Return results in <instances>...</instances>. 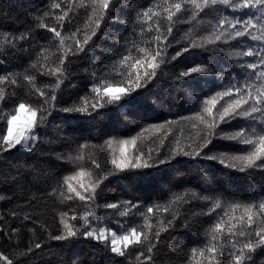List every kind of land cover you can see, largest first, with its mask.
<instances>
[{"label":"trees","instance_id":"1","mask_svg":"<svg viewBox=\"0 0 264 264\" xmlns=\"http://www.w3.org/2000/svg\"><path fill=\"white\" fill-rule=\"evenodd\" d=\"M53 3H60L61 7L53 8ZM158 4L162 6L163 0H115L96 35L84 45V50L75 55L69 54L65 59L63 71L66 78L60 88L54 91L56 100L51 103L55 107H49L44 103L46 97H40L23 77L34 76L35 86L49 92L44 85H54L57 78L46 72L48 68L59 65L62 53L54 33L48 29L56 28L61 31L62 36L80 29L78 35L82 39L85 33L90 34L94 28V24L85 27L90 10L80 7L79 0L76 5H72L71 0H0V33L13 36L28 34V39L16 41L15 48H9L0 55V75L19 74L16 77L17 85H0L5 89V98L0 101V108L8 112L18 103L25 102L51 111L44 126L37 129L42 139L34 150L28 151L18 146L0 153V196L4 197L0 200V253L12 260L13 264H73L74 261L76 264H194L191 249L202 248L208 243L206 232L215 222L220 210L217 209L212 215H203L208 207L207 201L193 198L189 193L184 196L188 203H170L174 195L191 189L200 195H219L226 203H252L264 199V170L248 169L240 172L216 161L202 159L205 153L242 155L250 150L249 145L227 141L216 135L210 137L212 143L201 152L200 157L193 159L176 155L175 159H171L177 140H180L182 146L191 144L192 148H197L203 142L210 130L195 119L182 118L194 117L200 112V99L222 90L228 83L230 74L243 80L246 73L238 67V63L252 58L233 60L228 58L227 52L261 46L250 38L206 44V48L210 50L191 49L169 62V57L188 46L184 34L193 27L188 23H175L172 34L168 37L167 56L163 57L165 63L156 70V77L147 87L138 89L119 102L97 109L92 116L59 111L60 108L78 105L82 97H88L90 101L93 99L91 87L94 81L89 75L91 71L111 65L121 55H127L129 49L134 56L139 55L131 47V41L134 40L141 46L155 47V42L149 43L155 31L145 32L141 36L142 25L137 20V13ZM69 7H74V11L69 12L63 20H58L57 17L63 14L62 10ZM217 8L222 15H243L223 6ZM214 16L215 12L209 16L200 14L206 21ZM41 23L48 27H40ZM167 24L166 19H160L162 30L166 29ZM210 31L205 24L199 26L193 35L203 36ZM66 44L72 46V41L66 40ZM42 49H48L45 53L48 57L46 60L42 58ZM33 64L36 67H31ZM199 64L208 66L211 71L183 79L174 78L180 71ZM170 121L175 123L166 124ZM250 123L253 122L237 117L229 123H221L215 132L220 134L222 131H238L241 126L246 127ZM161 124L166 125L163 131L149 127ZM193 124L197 127L193 128ZM3 127L0 122V129ZM165 132L169 134L165 136ZM113 137L117 140L136 138L137 148L146 157L148 149H152V160L149 163L155 161L157 166L109 175L96 189L94 201L66 200L61 196V192L67 195L63 178L72 175L77 170V164L57 159L56 155L75 157L80 151L78 145L87 142L89 147L83 150L84 160L78 163L90 170L91 180H95L98 170L92 161L100 164L105 175L114 169L110 163L112 151L104 144ZM113 148H118V145L114 144ZM129 148L131 150V146ZM161 159L170 162L159 164ZM84 179L85 183L89 182V178ZM128 200L141 202L140 208L133 210L136 215L121 217L118 215L120 209L104 207L107 203ZM148 205L169 208L168 212L154 210L150 214L153 232L160 229L161 224L167 227V231H160L158 242L153 241L155 247L151 253H148L145 244L129 247L126 255L120 257L99 242L80 235L86 230L80 216L88 210L105 217L103 222L116 229V221H127L130 226L143 225L144 218L139 213L146 212L145 206ZM72 208L76 210L75 221L71 220ZM65 213L67 215H63ZM240 214V210H237L236 215ZM26 215L29 219H25ZM64 222L79 230L77 237L67 240L53 238L64 234ZM149 239L152 240V237ZM37 243L41 245L40 248L35 247ZM30 247L32 250L29 252ZM228 250L229 246L226 245L225 251ZM141 252H144L145 257L151 255V261L144 257L138 261L137 256ZM248 255L251 260L246 258L245 264H264V246ZM220 259L223 261V257ZM0 264H6V261L0 260Z\"/></svg>","mask_w":264,"mask_h":264},{"label":"snow or ice","instance_id":"2","mask_svg":"<svg viewBox=\"0 0 264 264\" xmlns=\"http://www.w3.org/2000/svg\"><path fill=\"white\" fill-rule=\"evenodd\" d=\"M77 0H71L72 5H76ZM115 0H79V6L90 10L88 23L94 24L91 33H85L81 39L77 29L76 32L67 36H62L61 31L56 28L48 30L54 33L58 40L59 50L62 56L59 60V65L55 68H48L46 74L56 76L54 85H44V88L49 89L45 92L42 88L35 86V77L25 75L23 79L34 88L35 92L40 97H46L44 103L49 107H55L56 100L55 90L60 88L64 76L63 65L69 54L75 55L76 52L83 51L84 45H87L93 36L96 35L105 16L108 14L110 6L114 5ZM217 6L231 9L232 12L242 13L243 15L228 16L222 15ZM53 8H60V3H53ZM159 9V10H154ZM209 10L205 12V10ZM74 7H69L67 10H62V15L57 17L58 20H63L73 12ZM215 12V16L207 21L200 17L201 13L205 16ZM183 14V16L178 15ZM156 19H153V18ZM175 17V20H174ZM166 19L168 24L166 29L160 27V19ZM137 20L141 23L140 34L143 36L145 32L155 31V35L151 37L149 43L155 42L154 48H149L137 44L134 40L131 41V47L136 49L139 55L134 56L131 49L127 55H121L118 60H114L111 65L104 66L100 69H95L89 73L93 79L91 93L94 94L90 101L88 97H82L78 105L71 107L60 108L59 111L65 113H79L84 116H92L99 108H104L114 102H119L122 98L130 96L138 89L147 87L157 75V69L162 63H165L163 57L167 56V47L169 46L168 37L172 34L173 24L188 23L193 25L189 28L184 38L188 41V46L178 50L175 55L168 58V61L176 60L183 53L189 52L191 49L206 48V44H216L217 42L228 43L239 38H250L252 41L258 42L259 47H247L241 49H233L227 52L228 58L239 60L243 57L252 58L250 61L238 63V67L246 73L243 80L238 79L235 74H230L228 83L222 90L216 91L207 98H201V111L196 113L194 117H184L182 119H195L203 124L208 131L197 148H192L191 144L182 146L180 140L176 141V146L172 151L171 159H175L176 155L189 156L193 159L200 157L201 152L212 143L210 137L219 135V138L234 141L237 144L249 145L250 150L245 154L236 155L226 152L222 153H205L202 159L216 161L219 164L233 168L240 172H245L248 169L264 170V0H163V5H154L142 12L137 13ZM211 29L207 35H193L201 25H205ZM42 28H47L46 24L39 25ZM62 27V25H61ZM28 39L27 33H22L19 36H13L9 33H0V55L4 54L9 48L16 47V41ZM66 40L72 41V46L66 44ZM163 44V47L161 45ZM73 46L75 51H73ZM225 51L224 49H218ZM48 49H42V58L47 59L45 53ZM44 67L43 65H41ZM31 67H36L35 64ZM87 71V70H86ZM211 69L199 64L180 71L174 77L175 79H183L192 77L194 74H206ZM99 72V75L97 73ZM18 73H8L0 75V85L10 83L17 85L16 77ZM14 95V93H12ZM5 98V89L0 87V101ZM51 115V111L43 107H34L30 103L20 102L13 109L5 112L0 108V122L4 127L0 129V153L8 152L16 149L18 146L22 149L32 151L36 145L41 142V136L37 129L44 126L47 116ZM237 117L253 122L248 126H241L238 131L221 132L217 134L215 129L221 123H229L230 120ZM175 122H166L171 124ZM164 124L150 125V128L163 131ZM197 125L193 124V128ZM147 129H145L146 131ZM170 132V130H169ZM165 132L164 135H168ZM191 139V138H190ZM104 144L112 151L110 163L114 166L113 171L105 175L101 170V166L96 161H92L97 171L95 180H91L92 172L85 169L78 162L84 160L83 150L89 147L88 143L78 145L79 152L75 157L68 156L67 158L56 155L57 159H66L67 163L77 164V170L72 174L63 178V186L67 191L60 195L66 200L79 199L80 201H94L96 189L104 180L108 179L109 175H115L118 172L133 171L138 169H147L157 166V162L152 160V149H148L147 157L143 151L137 148L136 138L117 140L115 137L109 138ZM118 145V148H113V145ZM131 146V150L129 148ZM170 160L161 159L159 164L169 163ZM239 162V163H236ZM89 178V182L85 183L84 178ZM55 193L56 190L54 189ZM191 194V197L208 202L207 210L203 215H212L217 209L220 212L217 214L215 222L207 230L208 243L202 248L191 249V259L194 264H245V259L251 260L248 255L256 250V248L264 246V199L252 203L231 202L226 203L221 196L215 197L208 195H200L195 190H186L185 193L174 195L170 203L183 202L184 196ZM4 199L0 196V200ZM141 202L121 201L116 203H107L104 205L108 209H120L118 215L128 217L136 215L134 209L140 208ZM146 212H140L143 216L144 224L141 226H130L125 221L121 223L116 221V230L110 228L103 221L105 217L97 216L92 210L86 211L80 216L83 221V226L86 230L80 233L85 239H92L102 244L111 253L124 257L129 247L142 246L147 244L148 253L152 252L155 247L153 241L159 240L160 231H167V227L161 224V228L153 232V224L150 214L157 212H168L169 208L160 205H148ZM237 210H240V215H236ZM73 213L71 220L75 221V208L70 209ZM67 215V213L63 214ZM89 217L92 219L90 220ZM25 219H29L26 215ZM175 219V216L173 217ZM171 224V221H169ZM187 226V225H185ZM64 234L53 237L56 240H67L77 237L78 229L67 222H64ZM152 237V240L149 237ZM229 246V250L225 251V246ZM36 248L41 245L37 243ZM31 247L28 249L30 252ZM141 257L151 261V255L145 257L144 252L139 253L137 260ZM223 257V261L220 259ZM0 260L6 261V264H13V261L8 259L3 253H0ZM73 264H76L74 261Z\"/></svg>","mask_w":264,"mask_h":264},{"label":"bare ground","instance_id":"3","mask_svg":"<svg viewBox=\"0 0 264 264\" xmlns=\"http://www.w3.org/2000/svg\"><path fill=\"white\" fill-rule=\"evenodd\" d=\"M178 102H179V100H177ZM185 102V101H184ZM175 104V103H174ZM183 104V103H182ZM178 110V109H177ZM182 110V109H181ZM185 110V109H184ZM179 111V110H178ZM112 114V113H111ZM113 115V114H112ZM122 117V116H121ZM111 119V118H110ZM114 119V118H113ZM107 120H108V118H107ZM115 120H117V119H115ZM97 121V120H96ZM101 121V120H100ZM111 121V120H110ZM113 121V120H112ZM116 122V121H115ZM111 124H112V122H110ZM120 123H121V121H120ZM107 124V123H106ZM113 124H114V122H113ZM116 124V123H115ZM113 126V125H112ZM115 126V125H114ZM120 126V125H119ZM105 127V126H104ZM118 128V127H117ZM121 128V127H120ZM110 129H112V127L110 128ZM108 130H109V128H108ZM166 217V216H165ZM170 218V217H169ZM168 218V219H169ZM173 220V219H172Z\"/></svg>","mask_w":264,"mask_h":264},{"label":"rangeland","instance_id":"4","mask_svg":"<svg viewBox=\"0 0 264 264\" xmlns=\"http://www.w3.org/2000/svg\"><path fill=\"white\" fill-rule=\"evenodd\" d=\"M22 149V148H21ZM25 150V149H24ZM113 230H116V229H114V228H112Z\"/></svg>","mask_w":264,"mask_h":264}]
</instances>
